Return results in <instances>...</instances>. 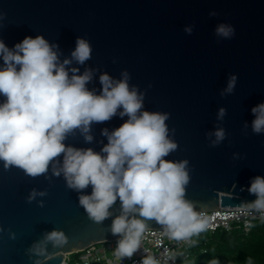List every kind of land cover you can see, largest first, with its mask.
Here are the masks:
<instances>
[{"label":"water","instance_id":"obj_1","mask_svg":"<svg viewBox=\"0 0 264 264\" xmlns=\"http://www.w3.org/2000/svg\"><path fill=\"white\" fill-rule=\"evenodd\" d=\"M221 23L235 29L231 39L215 35ZM37 35L59 46L61 61L71 58L77 38L87 39L91 59L67 67L80 74L91 69L90 90L99 94L102 74L120 80L126 71L130 88L143 94L142 110L169 114L177 149L165 159L189 162L186 198L196 203V213L242 208L256 199L246 189L253 177L264 176V134L251 130V109L264 102V0H0V39L9 48ZM231 76L235 89L222 96ZM221 108L226 115L218 119ZM125 120L117 114L94 123L90 143L79 130L65 142L100 152L107 143L102 130ZM219 128L226 138L211 147L215 136L207 134ZM32 190L46 195L29 203ZM91 191L69 189L51 166L33 178L0 162V264H61L89 246L120 240L111 232L122 212L119 200L112 216L97 223L79 204ZM146 229L162 226L150 220ZM53 230L64 233L65 244L45 240Z\"/></svg>","mask_w":264,"mask_h":264},{"label":"clouds","instance_id":"obj_2","mask_svg":"<svg viewBox=\"0 0 264 264\" xmlns=\"http://www.w3.org/2000/svg\"><path fill=\"white\" fill-rule=\"evenodd\" d=\"M185 32L190 35L192 28ZM234 34L230 24L221 23L215 29V35L223 39ZM75 45L71 58L61 61L59 46L42 35L27 36L12 48L0 39V162L4 169L15 167L35 178L51 166L54 175L63 174L69 189L83 192L91 187V194L79 196V204L97 223L112 216L110 209L119 200L122 212L113 220L111 232L122 237L116 248L120 257L131 258L137 251L147 221L154 220L176 240L201 230L204 225L198 222L196 203L186 198L189 162L165 159L177 149L169 138V114L142 110L143 94L130 88L126 71L120 80L102 74L99 94L90 90L92 70L80 74L79 68L67 66L73 61L84 65L91 59L92 47L84 38H77ZM236 80L230 77L222 96L234 91ZM251 113L252 132L264 134V102L252 107ZM117 114L127 120L111 132L102 130L107 143L100 152L66 144L76 130L90 143L91 126ZM225 115L221 108L218 119ZM248 127L245 122L244 128ZM207 135L215 136L211 147L226 138L222 128ZM246 190L256 197L248 208L264 212V176L253 177ZM37 195L46 193L32 190L28 202ZM45 240L54 246L66 243L64 233L56 230L47 233ZM32 250L43 254L35 246ZM141 264H155L154 258L146 257Z\"/></svg>","mask_w":264,"mask_h":264},{"label":"built area","instance_id":"obj_3","mask_svg":"<svg viewBox=\"0 0 264 264\" xmlns=\"http://www.w3.org/2000/svg\"><path fill=\"white\" fill-rule=\"evenodd\" d=\"M200 223L204 227L187 238L176 240L170 238L163 229H146L140 237V245L131 258L120 257L116 253L119 240L94 244L73 258H65L61 264H141L146 257L154 258L155 264H177L182 250L192 243L201 231L209 234L216 230L231 231L234 228L248 234L255 222L264 221V212L242 208L218 207V210L199 211Z\"/></svg>","mask_w":264,"mask_h":264},{"label":"trees","instance_id":"obj_4","mask_svg":"<svg viewBox=\"0 0 264 264\" xmlns=\"http://www.w3.org/2000/svg\"><path fill=\"white\" fill-rule=\"evenodd\" d=\"M177 264H264V221L255 222L248 234L237 228L201 231Z\"/></svg>","mask_w":264,"mask_h":264}]
</instances>
